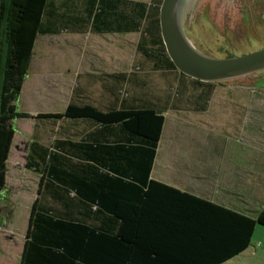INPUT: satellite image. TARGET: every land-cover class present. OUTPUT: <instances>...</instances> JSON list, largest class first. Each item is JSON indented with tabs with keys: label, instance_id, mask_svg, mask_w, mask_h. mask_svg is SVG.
<instances>
[{
	"label": "trees",
	"instance_id": "trees-1",
	"mask_svg": "<svg viewBox=\"0 0 264 264\" xmlns=\"http://www.w3.org/2000/svg\"><path fill=\"white\" fill-rule=\"evenodd\" d=\"M160 1L0 0V191L13 120L32 118L50 139L33 132L28 145L26 166L40 180L19 264H224L264 227V205L251 216L151 178L165 116L145 72L93 74L100 94L78 83L60 112L31 115L14 103L37 38L87 24L138 33L140 67L163 79L175 71L219 83L177 70L159 32Z\"/></svg>",
	"mask_w": 264,
	"mask_h": 264
},
{
	"label": "rangeland",
	"instance_id": "rangeland-1",
	"mask_svg": "<svg viewBox=\"0 0 264 264\" xmlns=\"http://www.w3.org/2000/svg\"><path fill=\"white\" fill-rule=\"evenodd\" d=\"M227 5L226 0H188L184 26L193 44L203 53L218 58L232 52L241 55L252 49H261L264 45L262 40L252 41L248 38L251 42L243 44L251 32L250 23L247 20H234L226 9ZM138 37V33L39 36L28 63L27 74L18 80L21 89L14 103L19 110L31 115L63 111L72 88L79 80L89 83L92 96L99 95L103 90L100 82L94 81L86 72H145L147 83L155 88V84L162 82L163 78L151 71L148 64L144 63L140 67L141 58L135 48ZM79 74L81 78L77 77ZM226 82L251 83V86L239 89L237 93H242L244 101L251 97V107L256 112L251 110L247 113L245 124L257 134L259 141H264V71ZM238 107L237 104L228 106L224 115L226 122L219 124L220 128L229 130L244 121L242 114L232 115ZM211 111L217 114L216 108L213 107ZM209 119L212 120L213 116L210 115ZM33 124L32 118H17L12 122L15 134L7 160L6 185L0 191V264L20 263L31 207L38 196L40 175L26 166L28 145L33 132L44 143L49 136L42 133L41 127L34 130ZM215 129L214 126L203 125L185 131L190 136L184 138L182 143L188 148L197 145L204 148L215 146L216 134L221 132ZM263 202L264 186L259 188L256 199L240 207H245L249 214L255 215ZM224 264H264V227L257 225L247 249Z\"/></svg>",
	"mask_w": 264,
	"mask_h": 264
},
{
	"label": "crops",
	"instance_id": "crops-1",
	"mask_svg": "<svg viewBox=\"0 0 264 264\" xmlns=\"http://www.w3.org/2000/svg\"><path fill=\"white\" fill-rule=\"evenodd\" d=\"M70 26L73 28L74 25ZM65 33L84 35L92 31L87 24L80 31ZM85 74L98 81L93 76L97 73ZM165 74V79L156 83L154 89V97L158 100L157 106L163 112L165 122L151 178L251 215L245 207L240 206L256 199L259 188L264 186V141H259L257 134L245 124L247 113L251 110L256 112L251 107V97L244 101L242 93H237L239 89L251 86V83L204 84L175 71ZM77 77L81 78V75ZM78 83L90 89L88 82L79 80ZM106 83L108 85L110 81ZM108 96L112 98V92ZM234 104L239 107L233 110L232 115L242 114L244 121L229 130L220 128L219 124L226 122L228 106L233 107ZM213 107L217 109V114L211 111ZM210 115L213 116L212 120L209 119ZM203 125L214 126L215 130L221 131L216 134V145L185 147L183 139L190 136L185 131Z\"/></svg>",
	"mask_w": 264,
	"mask_h": 264
},
{
	"label": "water",
	"instance_id": "water-1",
	"mask_svg": "<svg viewBox=\"0 0 264 264\" xmlns=\"http://www.w3.org/2000/svg\"><path fill=\"white\" fill-rule=\"evenodd\" d=\"M233 1L226 0L230 6ZM187 3L188 0H161L159 5L160 36L179 72L205 82H226L264 71V48L219 58L200 51L185 32Z\"/></svg>",
	"mask_w": 264,
	"mask_h": 264
},
{
	"label": "flooded vegetation",
	"instance_id": "flooded-vegetation-1",
	"mask_svg": "<svg viewBox=\"0 0 264 264\" xmlns=\"http://www.w3.org/2000/svg\"><path fill=\"white\" fill-rule=\"evenodd\" d=\"M226 9L230 16L234 17V20H247L248 24L250 23L249 29L251 32L248 34L246 42L243 43L244 45L251 42L248 38H251L252 41H264V0H234L231 7L228 4ZM262 48H264V45ZM229 55L234 56V53L232 52Z\"/></svg>",
	"mask_w": 264,
	"mask_h": 264
}]
</instances>
